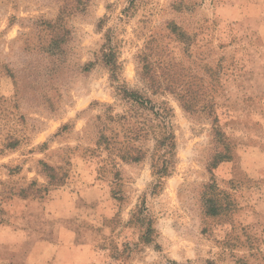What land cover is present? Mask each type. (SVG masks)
<instances>
[{
    "label": "rangeland",
    "instance_id": "rangeland-1",
    "mask_svg": "<svg viewBox=\"0 0 264 264\" xmlns=\"http://www.w3.org/2000/svg\"><path fill=\"white\" fill-rule=\"evenodd\" d=\"M0 264H264V0H0Z\"/></svg>",
    "mask_w": 264,
    "mask_h": 264
},
{
    "label": "trees",
    "instance_id": "trees-1",
    "mask_svg": "<svg viewBox=\"0 0 264 264\" xmlns=\"http://www.w3.org/2000/svg\"><path fill=\"white\" fill-rule=\"evenodd\" d=\"M103 60L112 72V77L115 78V69L117 65L114 53L112 51H108L104 54ZM121 94L124 99L134 102L140 107H145L148 102V99L145 98L142 94L128 90L126 87H122ZM162 119L164 120V118ZM158 134L159 137L156 139L155 143L156 151H161L160 155H167V157L165 156L161 163H159V159L161 157L160 156L158 157V159H156V161L152 163L153 174L156 176V183L154 184L151 193H154V188L160 185L161 181L159 179L169 173L170 168L173 165V156L175 155V141L174 135L170 131V125H168L166 122L162 123L161 129ZM227 157V155L221 153L215 155L212 159L211 167H215L219 162L223 161ZM128 158H130V160L132 161H138L140 157L138 155H134L128 156ZM207 211L210 214L216 213V209L214 206H208ZM148 230H150L149 227ZM146 242H148V239H146Z\"/></svg>",
    "mask_w": 264,
    "mask_h": 264
}]
</instances>
